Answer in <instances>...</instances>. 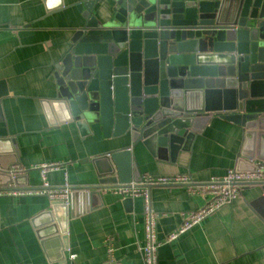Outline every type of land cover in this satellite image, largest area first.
<instances>
[{
    "label": "crops",
    "instance_id": "0c3cea01",
    "mask_svg": "<svg viewBox=\"0 0 264 264\" xmlns=\"http://www.w3.org/2000/svg\"><path fill=\"white\" fill-rule=\"evenodd\" d=\"M87 1L0 0V164L10 167L13 178H24L22 184L0 191L40 189L36 167L49 163L61 165L47 173L50 186L67 184L72 191L68 218L58 213L64 242H45L40 234L50 224L44 216L55 204L50 199L0 196V264H144L143 198L124 199L115 188L92 194L86 190L99 186L102 174L93 160L118 150L130 152L141 180L186 177L191 182L150 188L151 208L159 215V264H264V218L252 206L262 195L260 185L242 189L230 205L166 243L183 216L211 198L200 188L237 169L245 145L241 126L212 115L197 129L189 150L180 149L173 159L166 152L161 158L141 142L134 144L130 134L101 139L87 134L64 121L52 105L57 94L54 66L75 30L82 28L84 19L76 6ZM112 6L113 0H101L93 16L104 23L113 15ZM16 168L24 172L15 174Z\"/></svg>",
    "mask_w": 264,
    "mask_h": 264
},
{
    "label": "water",
    "instance_id": "95a60500",
    "mask_svg": "<svg viewBox=\"0 0 264 264\" xmlns=\"http://www.w3.org/2000/svg\"><path fill=\"white\" fill-rule=\"evenodd\" d=\"M100 1L76 6L84 24L54 66L51 103L64 121L98 139L130 134L173 159L189 150L204 119L218 115L245 132L236 170L264 167V0H113L104 23L93 16ZM93 163L102 174L99 186L86 188L91 194L141 181L128 150ZM23 181L0 164V187ZM260 186L252 206L264 218ZM68 208L55 203L44 214L45 242L66 240L58 213L67 217Z\"/></svg>",
    "mask_w": 264,
    "mask_h": 264
},
{
    "label": "built area",
    "instance_id": "2783aa9c",
    "mask_svg": "<svg viewBox=\"0 0 264 264\" xmlns=\"http://www.w3.org/2000/svg\"><path fill=\"white\" fill-rule=\"evenodd\" d=\"M60 166L61 165L58 163H49L36 167V169L40 171L42 177V186L40 189L32 191H0V196L34 194L45 196L53 203L68 204L72 193L70 187L66 184L63 188H52L47 181V173L58 170ZM23 172L24 170L16 168L14 173L22 174ZM190 183L191 182L186 177L155 178L146 176L139 183L132 182L115 189V192L124 199L141 197L144 200L145 245L142 247L144 264H159L158 252L162 245L157 239L156 226L159 215L151 208L150 188L153 186L176 184L189 185ZM261 184H264V167L258 168L253 172L230 170L223 178H213L209 183L200 188L201 192H207L210 194L211 198L209 201L203 208L183 216L181 226L168 236L166 243L174 242L181 235L198 226L223 207L230 205L239 197L242 189ZM193 190L195 191V189ZM74 258L75 256H71L72 260ZM108 264L118 263L110 262Z\"/></svg>",
    "mask_w": 264,
    "mask_h": 264
}]
</instances>
